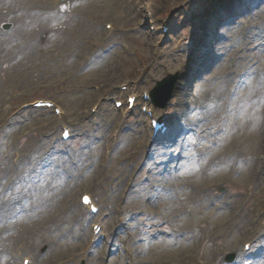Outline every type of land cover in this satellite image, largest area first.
Here are the masks:
<instances>
[{"label":"rangeland","instance_id":"obj_1","mask_svg":"<svg viewBox=\"0 0 264 264\" xmlns=\"http://www.w3.org/2000/svg\"><path fill=\"white\" fill-rule=\"evenodd\" d=\"M31 1L2 2V9L13 13L7 16L8 21L13 23V30L2 37L5 41L0 42V46L4 45L6 49V41L22 40L32 36L36 29H44L41 35L44 43L39 44V48L33 46L25 50L30 52L24 54L7 51L5 54L0 53V120H8L10 113L22 103H30L39 98L58 101L65 107L67 118L75 127L74 132L78 137L73 142L76 148L82 145L88 148L103 146L105 141H109L111 133L115 132L122 143L121 149L114 153L128 155L133 162L142 157L149 145L147 120L139 109L137 115L130 117V114L123 118L117 110L112 112L109 104L103 105L98 119L93 120L89 111L98 98L93 94H100L99 97L109 100L117 97L118 86L126 83L139 94L144 91L149 93L156 82L167 74L176 76L175 71L166 73L165 70L174 69L178 63L191 56L198 38L205 37L202 34L205 25L211 22L215 28L224 27L221 34L228 37V40L222 48L216 50L215 55L224 54L221 65L223 69H228L225 73L227 82L238 75L237 81L244 80L247 84L241 87L240 92L228 98L227 88L219 96L214 97L212 94L211 98L207 97L206 93L211 87L203 81L197 82L187 92L188 98L194 97V101L187 102L188 108L184 107L177 118H185L189 124L205 122L201 131L211 125L217 129L215 134L218 138H214L217 143L214 146L209 142L196 146L193 149L195 156L185 160L180 171L171 174L172 178L163 180L167 188L157 193L164 194L172 204L164 206L162 210L156 209V214L151 213L153 221H146L147 227H141L151 232L150 226L155 223L156 228L153 230L164 228L171 230L174 235L170 239L162 236L165 240L137 246L134 241L132 249L136 247L135 255L151 264L154 260L165 258L172 260L169 264H219L224 253L231 252L233 246L238 245L240 249L242 242L258 239L260 223L264 219V174L261 177V168L257 170V151H244L254 141L258 150L264 135L261 134L264 129V117L261 116V111H264V91L254 89L264 83V5L260 11L227 27L228 18L212 21L215 13L212 16L208 14L213 12L218 0H161L157 8V4H154L153 13H147L145 6L156 3V0H142L139 5L137 0H70L66 18H49L28 27L21 22L15 4ZM42 1L49 5L52 3V0ZM105 23L114 24L116 33L107 36ZM226 45L228 47L224 48ZM106 50L107 53L102 54V57L94 56ZM202 52L203 49L199 53ZM178 80L177 75L167 107L157 109L161 118L175 112L173 93ZM93 86H99L100 92H94ZM246 88H253L255 94L245 93ZM88 93L94 97L87 98ZM241 94H244V103L235 104ZM220 98L228 100V105L218 103ZM25 116L37 124L36 128L40 127L41 133L49 131L52 116L48 113L32 111L26 112ZM254 117L257 118L256 137L254 141H247ZM27 129L23 126L11 132V139L6 144L9 146L7 155L1 149L0 137V161H8L12 148ZM34 135L38 140V133ZM131 137L134 142H140L139 149L124 151ZM192 138L186 141L191 142ZM46 144H39L37 158ZM93 157V151H89L80 160L81 165L78 167L87 170L91 177L95 168ZM214 157H217L218 162L214 161ZM58 159L63 162L57 169L65 179L56 172L53 175L34 171L31 178L21 175L31 166L25 159L17 171V181L8 189H0V264H14L12 257L17 245H23L33 257L35 254L37 264H57L78 252L77 247L86 234L88 243L87 225L78 200L81 190L66 179L67 174H73L75 169H67L69 163L55 154L51 155L50 163L55 164ZM191 159L193 164H189L192 163ZM118 160L119 157H116L115 162ZM109 165L110 162L105 164L106 167ZM46 169L43 168V171ZM256 170L255 175L259 179L252 182ZM117 175L120 177L118 181L124 177V182H115V188L105 190L108 182L101 175V178L93 176L86 182L90 190H82L93 193L109 218L115 220L116 226L120 225L117 219L125 216L126 227H135L130 228L131 233L136 230V226L139 227L136 223L142 220L135 217L131 221L136 223L127 221L129 209L149 205L146 199L151 191L146 190L148 185L144 184L142 189L145 191L141 196L131 199L134 192L132 189L127 191L125 197L123 189H126L131 174ZM39 176H42V180H35ZM238 177L237 181L242 178L246 181L232 183ZM219 178L218 182H210ZM208 182L214 186L210 191L212 195L223 199L216 208L211 206L207 209L205 203L202 204L203 197L197 192L200 186ZM210 192L204 193V196ZM157 200L155 196L153 206L150 205L154 209ZM146 209L152 211L147 206ZM208 213L212 215L210 220L192 226L193 221H202ZM232 219L233 226L221 227L223 221L231 223ZM182 231L187 232L183 240ZM121 255L124 252L113 256L104 254L101 263L96 261L99 264H110ZM178 260L179 263L176 262ZM69 264L74 262L71 260ZM118 264H124V261ZM256 264H264V259Z\"/></svg>","mask_w":264,"mask_h":264},{"label":"bare ground","instance_id":"obj_2","mask_svg":"<svg viewBox=\"0 0 264 264\" xmlns=\"http://www.w3.org/2000/svg\"><path fill=\"white\" fill-rule=\"evenodd\" d=\"M234 1L235 0H221L220 2H218V4L214 7L213 12L212 13H208L209 16H212L215 13V15L212 17V21H215L217 18H220L221 15H222L221 11H222L223 7L225 5H227V4H232ZM150 2H152V1H150ZM160 3H161V0H156V3L153 2L152 4H148L147 6H145V9L148 12H152L153 13L154 6H155L154 4H157L156 5V8H157ZM33 22H34L33 20H29L27 22L26 26H30L31 27L33 24H35ZM218 30H219V28L218 29L215 28L213 26V23H211V22H209L208 25H205L202 28V34L205 37L204 38H198L197 43H196L194 49L192 50L191 56H188L183 62L178 63L174 69H166L165 70L166 73H169V72L172 73V72L175 71L178 74V77H179L177 86L174 89L175 91L173 93V98H175V101H174V104H173L174 105L173 109H174V111L176 113H179V111H182L183 108L187 105V102L188 103H192L194 101V97L188 98L187 90H188V88L190 86L189 81H191L192 84L194 82H196V80L199 78V76H197V75H201L202 74V70L208 67V65L210 63L209 60L211 59L212 56H214L216 50L222 48L225 45L224 41L228 40L227 37H225V36H221L220 39H216L215 36L219 32ZM201 49H203V52L199 53ZM222 62H223V60L220 59L219 62H218V66H217L216 70H214L212 68L211 73H209L210 75L208 76L207 81H208V85L210 84L208 87H211V88H209L210 90L206 93L207 97L211 98L212 94H213L214 97L219 96L221 94V92L223 91V89L227 88V83L228 82L226 80V75H225L226 69L222 68V65H221ZM254 89H260V90L264 91V83H262V85L260 87L254 88ZM254 89L253 88H246L245 89V93L252 92L253 94H255ZM228 90L232 91L231 84L229 85ZM238 91L240 92V89ZM246 96L249 97L248 95H246ZM218 100H219L218 103H222V104H226V105H228V103H229L228 100L223 99V98H220ZM244 100H245L244 99V94H241L239 100L236 101L235 104H243ZM257 104H258V102H257ZM253 120H254V122H252L253 123L252 124V129H251L250 135L247 137V141H254V139L256 137L255 136V129H256V121L255 120H257V118L254 117ZM183 121H184V123L186 125L189 124L187 119L184 118ZM204 125H205V122H197V123H195V127L194 128H196V129L197 128H202ZM223 128H226V127H223ZM203 129H204V131H207L206 135H207V137H209L210 141L213 144H216L217 141L214 140V138H218V137L215 134L216 133L215 131H211L210 130V129H213L212 126L208 125L205 128H203ZM261 134H264V129L262 130ZM129 142H130L131 145L133 144V146H131L129 144ZM129 142H128L129 145L126 146V149H124V151H127V150L132 149V148H134L133 150H138L139 149V145H140L139 141L134 142L133 140H130ZM262 144H264V140L262 141L261 145H259L258 150H257L256 141H254L253 145L252 146L251 145L248 146L246 148V150L244 151V152H247V153H250L251 151L252 152H256L257 151L256 153L259 154V163H257V170L259 168H261L262 166H264V147H262ZM260 156H262V157H260ZM214 161L218 162L217 157H214ZM257 170L253 174V176H252L253 178L251 177L252 180H254V181L258 180V178H259V176L255 175ZM97 173L98 172H96V174ZM170 178L171 177L169 175L162 174V175L153 177V180L155 182H157V183H161V182H163V180H165V179L168 180ZM239 178L240 177H238L236 179L235 183H239L240 181H246L243 178L240 179V181H237ZM173 181L175 182L176 179L173 180ZM155 196L158 199L157 202H156V205H154L155 206V209H154L155 211H157L156 209L160 210L164 206L172 204V201L170 199L167 200L166 196H164V194L155 193ZM136 197H138V194H133V195L130 196L131 199H135ZM196 214H199V213L196 212ZM203 218L204 219L202 221H200V222L197 219L196 222H195V225H197L198 223H200V225H201V223L206 222L207 220H210L212 218V216H210V214L208 213L207 215H204ZM216 221H213V222H216ZM227 234H229V232H227ZM164 245H165V243L162 244V246H164ZM81 247L84 248L85 251H88L89 248H90V246H85V244H83V246L81 245L79 248H81ZM233 250H235L236 256H237V258H239L240 257L239 250L236 249V247H233ZM177 262L179 263V261H177ZM132 264H138V263L132 262Z\"/></svg>","mask_w":264,"mask_h":264},{"label":"water","instance_id":"obj_3","mask_svg":"<svg viewBox=\"0 0 264 264\" xmlns=\"http://www.w3.org/2000/svg\"><path fill=\"white\" fill-rule=\"evenodd\" d=\"M173 78L169 76L164 79L161 83L158 84V88L153 91V102L155 104H159V101H162V105L164 106L166 101L170 98V88ZM165 96V97H164ZM164 97V98H163Z\"/></svg>","mask_w":264,"mask_h":264}]
</instances>
